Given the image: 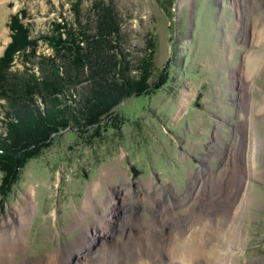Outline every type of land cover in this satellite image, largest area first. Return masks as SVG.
<instances>
[{
  "label": "rangeland",
  "instance_id": "1",
  "mask_svg": "<svg viewBox=\"0 0 264 264\" xmlns=\"http://www.w3.org/2000/svg\"><path fill=\"white\" fill-rule=\"evenodd\" d=\"M183 1L0 0V59L12 39V16L28 30L26 37L33 44L13 54V77H45L49 74L43 65L51 58L60 75L72 74L68 56L54 48V38L60 33L65 38L68 31L79 38L83 51L87 41L94 42L90 60L78 73L79 96L89 85L86 77L92 67L98 70L124 58L130 75L137 78L141 59H149L148 91L123 98L94 126L71 121L27 160L10 189L0 170V223L15 214L27 190L35 189L30 257L61 250L69 255L70 246L95 218L90 214L71 230L75 214L94 183L112 168L118 174L104 181L96 202L102 207L115 190L116 204L138 215L131 227L148 231L158 209L174 202L175 217L156 223L164 233L182 229L188 236L193 206L201 219H195V226L203 228V234L206 230L207 243L215 248L200 264H264V109L258 108L264 101V36L258 43L255 37L264 25V0ZM105 7L115 11L120 28L100 38L99 21L109 19L100 16ZM183 98L187 104L177 116ZM69 100L76 111V98ZM36 102L42 106L40 97ZM10 110L8 99L0 97V140ZM190 194L193 202L182 203ZM135 198L143 202L135 204ZM96 211L101 214L100 208ZM114 223L110 230L117 235L121 227ZM111 231L103 242L118 259L104 251L110 258L102 252L105 257L93 258L92 264H141L139 242H117ZM145 248L148 264H187L169 257L165 248L159 257L147 244Z\"/></svg>",
  "mask_w": 264,
  "mask_h": 264
},
{
  "label": "trees",
  "instance_id": "2",
  "mask_svg": "<svg viewBox=\"0 0 264 264\" xmlns=\"http://www.w3.org/2000/svg\"><path fill=\"white\" fill-rule=\"evenodd\" d=\"M100 16H108L109 19L99 21L98 37L117 34L120 27L115 11L105 7ZM10 27L13 30L12 39L0 59V97L8 99L11 104L4 121L7 132L0 140V170L9 189L27 160L38 155L50 143L52 135L68 127L71 121L79 127L94 126L123 98L142 94L149 88L146 83L149 59H141L138 65L141 74L136 78L130 75L123 58L98 70L92 67L86 77L89 85L79 96L76 89L80 81L78 73L90 60L88 53L94 42L87 41V49L83 51L79 38L71 31L67 32L65 38L61 33L54 38V48L59 55L68 56L69 69L74 70L72 74L67 72L66 76L60 75L51 58L46 62L48 66L43 65L49 75L40 79L34 74L27 78L13 77L9 74L13 54L24 52L26 46L33 44L26 37L28 30L23 28L16 16L11 17ZM60 51L67 53L60 54ZM112 72L117 73L121 81L114 78ZM65 89L70 90L67 99L63 96ZM36 97H40L41 107L35 103ZM71 97L73 100L76 98V111L70 105Z\"/></svg>",
  "mask_w": 264,
  "mask_h": 264
},
{
  "label": "bare ground",
  "instance_id": "3",
  "mask_svg": "<svg viewBox=\"0 0 264 264\" xmlns=\"http://www.w3.org/2000/svg\"><path fill=\"white\" fill-rule=\"evenodd\" d=\"M184 2L186 1L184 0L182 4ZM258 26L256 25V28ZM255 33H256L255 36L256 41L258 43L259 41L262 40V37L264 36V25H261V28L259 27V30H257V32ZM256 64L259 65L260 62H257ZM186 104H187V100L186 98H183L179 106V109L177 111L176 114L177 116L182 114ZM258 108L259 111L264 109V101L263 103L261 102ZM252 140H253V136L251 137V141H250L251 150L253 147ZM117 174L118 171H115L112 168L107 170L101 175V178H99L94 183L93 187L88 191L85 200L82 202L81 208H79L77 210V213L75 214L76 222L73 223V225L71 226V230L75 229L76 227L84 223V221L87 219V217L90 214H92V216H95V218L93 219V223H90L89 225L86 226V230L82 234L83 237L77 239L76 242H74L70 246L69 248L70 252L68 256L63 255L62 250L51 255L45 254L38 258L30 257L28 255V251H29L28 233L31 227L32 218L35 215L36 202L34 199L35 189L31 187L29 190H27L25 192L24 197L14 207L15 214L9 215L7 219L3 220L0 223V264H76V262H73L74 258L78 259L77 264H92V261L97 257H101V254L102 252L104 253V251L107 252V254L110 253V256L112 257L111 259L113 258L118 259L117 254L115 255L114 251L109 250V246L107 245V242H103V238L107 237V235L111 231L110 226L115 225L114 222L119 223L118 226L121 227V232H119L120 231L119 230L118 231L119 233L118 234L116 233L117 235H114V232H112L114 229L111 231V235H114V237H116L117 242L126 243L127 240L129 241L135 240L139 242L140 244L139 253H141L139 256V261H140L139 263L141 264H148L146 263L145 260V255H146L145 244H147L149 248H151V250L156 251V255L158 257L162 256L161 251L163 250V248H165V251L167 250V252H169V257L175 259L176 261L177 260L182 261L187 264H200L203 258L205 261H208L211 258L210 256L215 251L214 250L215 248L209 247L210 243L209 244L207 243L208 237H207V233L205 232L206 230L204 229V234H203L202 233L203 228L200 229L199 226H195L199 224H194L195 219H197V221L201 220L200 218H198L200 214L198 212H195L196 207H194V209L192 208L193 206L190 207V211L191 210L194 211H191L192 222L191 225L188 223L190 225V229H189L190 234L187 236V234L183 235L182 229H175L174 231L169 232L168 234L164 233V228L160 226L161 223L160 225L156 223L157 219H162L163 223H166L168 219L170 220L171 218L170 216H172V218L175 217L174 214L176 211L174 213H172L171 211L177 207V204L174 202H171L169 205H163L161 209H158L157 215L154 216L152 215L153 218L149 224L150 228L148 231H142L137 227H135V225H134L135 228L131 227V224H133L136 220L135 217L138 215L134 213L135 211L131 212L130 209H127L125 206L122 207L121 203L116 204L114 197L115 193H113L115 192V190L114 191L110 190V197L106 198L103 201L102 207L98 206L96 201L98 199V193L104 186V181L107 180L108 183ZM146 184L150 189L151 184L149 182ZM160 191L161 192L158 193V195L161 198L163 196L164 191L162 189ZM128 192L131 193V190H129ZM193 199L194 197H191L190 194L186 197V199L182 200V203H185V201H187L188 203L189 201L193 202ZM142 200L143 199L135 198L133 200V203L135 204L142 203L143 202ZM125 201L129 202L127 198L125 199ZM193 205L195 204L193 203ZM116 206L117 209L123 210L124 212L123 213L121 212L122 214H118L120 210L119 211L116 210ZM99 208L101 209L100 211L101 214H99V212L96 211V209ZM128 224H130V227H127ZM126 227L128 228L127 230ZM116 231L117 230H115V232ZM155 232L158 233V235H156ZM140 236L142 237L143 241L140 240ZM215 236L216 234L214 235V237ZM222 238L224 239V237ZM154 241L157 243L154 244L155 249L152 248ZM98 243L101 244L98 245ZM211 246H214V243H212ZM95 247L97 248V250H95ZM92 249L94 252L91 251ZM220 253L221 255L226 256L225 254L222 253V251ZM105 254L106 253H104V255ZM107 258H110L109 255H107ZM99 264H104V263L100 262ZM125 264H131V262L129 263L125 262Z\"/></svg>",
  "mask_w": 264,
  "mask_h": 264
}]
</instances>
